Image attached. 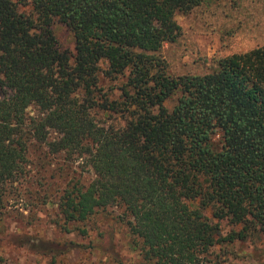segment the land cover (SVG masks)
I'll use <instances>...</instances> for the list:
<instances>
[{"label": "trees", "instance_id": "obj_1", "mask_svg": "<svg viewBox=\"0 0 264 264\" xmlns=\"http://www.w3.org/2000/svg\"><path fill=\"white\" fill-rule=\"evenodd\" d=\"M205 1L0 0V197L35 141L92 173L60 190L66 230L121 209L149 264H209L219 243L264 237V44L203 75L171 76L158 55L179 35L176 14Z\"/></svg>", "mask_w": 264, "mask_h": 264}, {"label": "rangeland", "instance_id": "obj_2", "mask_svg": "<svg viewBox=\"0 0 264 264\" xmlns=\"http://www.w3.org/2000/svg\"><path fill=\"white\" fill-rule=\"evenodd\" d=\"M175 21L177 39L164 43L158 53L171 76L206 74L216 60L264 44V0H206L187 14H176ZM52 31L58 44L72 52L67 30L55 23ZM100 86L105 91L112 83L103 80ZM0 93L9 95L4 89ZM171 104L165 103L168 108ZM33 115L35 109L29 107L26 116ZM212 142L218 144V134ZM91 179L82 161L49 156L43 145L28 142L24 175L6 185L0 197V264H149L133 248L121 209L108 207L84 222L67 224L68 230L62 226L60 190ZM217 224L220 236L231 229L225 222ZM210 253L209 264H264V237L219 243Z\"/></svg>", "mask_w": 264, "mask_h": 264}]
</instances>
